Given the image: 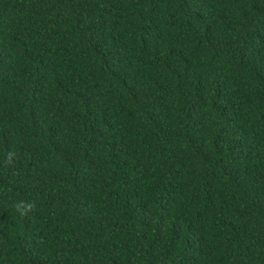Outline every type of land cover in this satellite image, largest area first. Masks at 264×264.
Returning <instances> with one entry per match:
<instances>
[{
    "label": "trees",
    "instance_id": "obj_1",
    "mask_svg": "<svg viewBox=\"0 0 264 264\" xmlns=\"http://www.w3.org/2000/svg\"><path fill=\"white\" fill-rule=\"evenodd\" d=\"M0 264H264V0H0Z\"/></svg>",
    "mask_w": 264,
    "mask_h": 264
},
{
    "label": "clouds",
    "instance_id": "obj_2",
    "mask_svg": "<svg viewBox=\"0 0 264 264\" xmlns=\"http://www.w3.org/2000/svg\"><path fill=\"white\" fill-rule=\"evenodd\" d=\"M15 153L13 151H8L5 154V163L12 164L14 162ZM15 209L20 213L21 216L29 213L36 207L35 201L31 200H19L14 204Z\"/></svg>",
    "mask_w": 264,
    "mask_h": 264
}]
</instances>
